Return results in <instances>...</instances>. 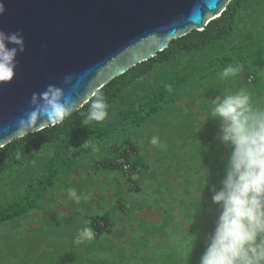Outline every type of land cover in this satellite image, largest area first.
<instances>
[{
    "label": "rangeland",
    "instance_id": "1",
    "mask_svg": "<svg viewBox=\"0 0 264 264\" xmlns=\"http://www.w3.org/2000/svg\"><path fill=\"white\" fill-rule=\"evenodd\" d=\"M246 10L239 15L234 37L227 42L223 51H227L233 44L244 41L238 47L237 55L247 57L249 50L245 46L249 45L248 47L251 48L250 45L254 43L252 42L254 39H258L257 44H264V0H254ZM222 59L223 57H220L217 62ZM217 62L215 61V64ZM247 72L241 67L234 80L218 76L219 78L215 80L216 87H210V85L215 86L213 80H210L209 84L205 78L201 86L195 84V88L181 102L164 106L160 116H157L158 113L151 116L142 129L125 126L120 134L115 135L117 132L113 134L115 136L110 141L95 144L96 151L88 155L82 154L75 161L71 153L72 148L68 152L59 153V159L55 160L51 159L52 151H41L33 164L24 161L18 175L11 172L2 176L0 215L7 212L9 206L19 203L18 199L24 195L27 187L33 186L37 189L38 184L34 183L42 174H44L43 180L46 179L48 175L46 170L49 169L46 165L51 160L59 171V178L53 185L54 190L51 189L53 193L49 192V195L45 196L48 198L51 193L55 196L59 193L66 198L58 199L53 206H46L43 203L44 196L43 202L41 201L39 205L40 208L42 207L41 212H32L25 216L26 219L18 218L4 222L0 226V264H146L147 257L167 255L170 249L176 246L182 250L183 233H185V241L186 237H189L183 230L190 225L184 221V217L180 216L178 211H175L171 201H177L179 204L183 202L182 207H185V196H199L187 192L189 187L185 184V180L188 183L186 171L195 164L192 161L197 152L198 154L208 153L206 156L211 158L215 156V152L211 155L209 151L219 140V134L216 131L220 128V123L211 115L212 102L219 97L218 91L221 97L229 92L235 93L236 89L249 92L250 85L256 86L257 83L254 84V79L250 80V78L247 81L248 84L246 83ZM254 74L260 84L264 82V69H257ZM239 82H242L241 86H238ZM190 99H193L192 106H189ZM207 113L209 121L206 122L204 117H207ZM211 129H215V132H211ZM153 136L159 137L165 149L150 144ZM127 140L135 143L139 151V155H132L128 161L137 167L139 165L147 167V170L142 169L138 175L132 177L139 191L129 192L127 182L122 179L116 169L96 165L100 162L114 161L116 152L113 153L112 149L120 147L122 142ZM187 149L189 151L186 154H189L191 160L188 167L185 164ZM196 161L195 166L199 169L198 159ZM190 186L198 187V184L194 181ZM69 188H74L78 194L90 193L92 198L82 199L77 204L68 196ZM35 194H32L33 197L29 202L33 200ZM118 202L128 207L123 210L124 213L120 211ZM168 208L175 211L174 216L171 217L169 212L168 221L161 226L159 224L164 221V211ZM51 209L53 213L60 209H68L73 215L86 219L108 212V218L114 224L112 235L103 234L98 240L84 241L81 245H76L74 240L77 232L75 234L70 230L71 224L68 218L63 219L58 215L57 220L53 219L48 214ZM37 213L39 215L35 220L33 217ZM124 218L127 220L124 221ZM48 220L47 228L44 232H39V228H42ZM170 223L176 227L173 237H171L173 232L170 233ZM28 225L33 228L27 229ZM148 226L151 229L155 227L153 231L167 226V237L162 240L158 235L144 238L145 234L142 233ZM83 227L85 224L80 229ZM154 263L158 264V261L152 259L150 264Z\"/></svg>",
    "mask_w": 264,
    "mask_h": 264
},
{
    "label": "trees",
    "instance_id": "2",
    "mask_svg": "<svg viewBox=\"0 0 264 264\" xmlns=\"http://www.w3.org/2000/svg\"><path fill=\"white\" fill-rule=\"evenodd\" d=\"M252 2L254 0H232L220 17L208 23L203 31H192L184 37L173 40L168 48L158 53L156 57L133 67L103 87L100 91L109 104V114L104 121L89 122L87 126L82 124L84 117L81 113L86 114L88 112L91 99L81 109L71 114L58 125L17 139L0 149V179L11 172L18 175L24 161L33 164L41 151H52L53 157L51 159L55 160L59 159V153L68 152L72 148L71 153L73 161H75L82 154H90L93 151L92 144L110 141L113 136L120 134L125 126L137 130L142 129L151 116L157 113V116H160L164 106L181 102L195 88V84H200L201 86V82L205 78H207L209 84L211 83L210 80H213L215 86L210 85V87H216L217 83L215 80L219 76L218 74L222 73L224 68L230 64H236L248 71L246 83L248 84L249 78L254 79V84L257 83L256 86L250 85L249 87L251 103L255 108H264V82L260 84L254 74L257 69H264V44H257L258 39H254L252 41L254 43L250 45L251 48L248 47L249 45L245 46L249 50V53L246 54L247 57L241 56V54L237 55L239 54L238 47L244 41L233 44L227 51H223L227 42L234 37V29L239 15L243 10L247 11L246 9ZM220 57H223V59L217 62ZM215 61L217 62L216 64ZM236 77L224 79L234 80ZM242 82H239L238 86H241ZM169 86L172 91H168ZM237 91L236 89L235 92ZM218 93L219 97L222 98L219 91ZM188 101L191 103L189 106H192L193 99ZM184 104L187 103L185 102ZM204 121H209L208 113L207 117H204ZM205 129L208 130V128ZM211 132L214 133L215 129H211ZM216 132L219 134L220 128ZM88 140L90 143L85 146L84 144ZM112 150L113 153L116 152L114 161H108V163L100 162L96 165L101 167L109 166L112 170L116 169L121 174L122 179L127 182L129 192L139 191L140 189L132 180V177L138 175L142 169L147 170V167L139 165V168L128 161L132 155H139L135 143L127 140L122 142L120 147ZM17 151L21 153L19 160L15 158ZM188 151L187 149L185 152L187 158L186 167L191 162L189 154H186ZM229 151L230 149L218 140L215 143V147H211L209 151L211 155L212 152H215L214 157L206 156L208 153L198 154V152L194 156L195 158H193L192 162H195V164L186 171L188 183L185 180V184L189 187L187 192L198 194L199 196H185V207H182L183 202L179 204L177 201H171L175 211H178L179 215L184 217V221L190 225L189 228L183 230L189 237H186L185 241V233H183L184 247L182 250L176 246L171 248L167 255L156 256L158 258L155 256L154 258L147 257L146 264H150L152 259H156L158 264H199L200 258L207 247V238L214 231L215 222L219 215V208L212 201L213 188L219 190L221 187L220 182L224 176ZM197 159L199 161L198 165H200L199 169L195 166ZM52 160L46 165L49 168L46 170L48 173L45 177L46 179L43 180L44 174H42L34 183L38 184L37 189H34L33 186L26 188L24 195L18 199L19 203L15 206H9V210L0 215V226L6 221L18 219L32 213L38 208L44 196L46 194L49 195V190L59 178V171L55 168L56 165ZM117 161L119 163H116ZM125 164L129 165L128 171L123 169ZM194 181H196L198 187L190 186ZM32 194H35V196L29 202L31 197H33ZM118 205L122 213H124L123 210L128 209V207L122 206L119 202ZM175 211L172 208L165 210L164 221L159 225L163 226L168 221V213L170 212L171 217H173V212ZM104 214L87 218L88 222H90L87 226L92 227L96 232L95 238H100L103 234L112 235L114 224L108 218V212ZM111 223L113 226L110 225ZM166 227H159V230L153 231L155 227L151 229L148 226L145 231L143 230L144 233L142 234H145L144 238L158 235L159 239L162 240L167 237ZM169 227L170 233L173 232L171 234V237H173L176 227L173 223H170Z\"/></svg>",
    "mask_w": 264,
    "mask_h": 264
},
{
    "label": "water",
    "instance_id": "3",
    "mask_svg": "<svg viewBox=\"0 0 264 264\" xmlns=\"http://www.w3.org/2000/svg\"><path fill=\"white\" fill-rule=\"evenodd\" d=\"M231 1L0 0V31L22 33L25 46L13 81L0 84V149L27 136L17 127L32 110L33 93L61 88L73 114L173 40L203 31Z\"/></svg>",
    "mask_w": 264,
    "mask_h": 264
},
{
    "label": "clouds",
    "instance_id": "4",
    "mask_svg": "<svg viewBox=\"0 0 264 264\" xmlns=\"http://www.w3.org/2000/svg\"><path fill=\"white\" fill-rule=\"evenodd\" d=\"M5 11L0 4V15ZM13 45V47H9ZM25 51L22 33L0 31V84L13 81L16 75L17 56ZM240 71L230 64L218 75L235 77ZM168 91H172L169 86ZM32 110L19 121V134H35L41 131V121L56 125L73 111L61 88L48 85L41 93L31 96ZM211 115L220 123L219 140L230 151L219 190L213 188L212 201L219 208L214 231L208 236L207 247L199 264H264V108H255L250 93L241 89L226 93L213 102ZM109 104L101 91H96L88 112L81 113L82 124L102 122L108 117ZM89 140L84 144L89 145ZM150 144L165 149L158 136ZM96 151L95 144L91 145ZM19 160L21 153L17 151ZM68 196L77 204L92 198L90 193L78 194L74 188L67 189ZM80 229L74 240L76 245L93 241L95 230L87 226Z\"/></svg>",
    "mask_w": 264,
    "mask_h": 264
},
{
    "label": "crops",
    "instance_id": "5",
    "mask_svg": "<svg viewBox=\"0 0 264 264\" xmlns=\"http://www.w3.org/2000/svg\"><path fill=\"white\" fill-rule=\"evenodd\" d=\"M51 189H53L54 190V187H52ZM49 190V192L51 191L52 193H53V191L52 190ZM52 193H51V196L50 197H46L42 202L44 203V205H46V206H53L54 204H56L57 203V200L58 199H63V198H66V196H64V195H61V194H56V196L53 194L52 195ZM101 198V197H100ZM40 204H41V202H40ZM39 204V205H40ZM39 205H38V208H36L33 212H41L42 211V207L40 208L39 207ZM121 210H123V208H121ZM143 210V209H142ZM30 214V213H29ZM29 214H26V215H24V216H22L21 218H25L26 219V217L25 216H27V215H29ZM48 214L50 215V216H52V218L53 219H55V220H57V218H58V215H60L61 216V218H65V217H67L68 218V222L71 224V231H72V233H75L76 234V232H78L77 230H79L80 229V227H82V226H84V221H88V219H86V218H80V217H78V216H76V215H73L72 214V212L70 211V210H68V209H60V210H58L57 212H55V213H53V209H51L49 212H48ZM39 215V213H37L36 215H34V217H33V219H37V216ZM105 215V214H104ZM28 219V218H27ZM127 220V218H124V221H126ZM33 223H36V222H34L33 221ZM48 224H49V220L43 225V227L42 228H39V232H44V230L47 228V226H48ZM110 225H112V223L110 224ZM113 226V225H112ZM30 227H32L31 225H28V227H27V229L28 228H30ZM33 228V227H32ZM27 231V230H26ZM110 231V230H109ZM112 233V232H111ZM96 240H98L99 238H95Z\"/></svg>",
    "mask_w": 264,
    "mask_h": 264
},
{
    "label": "built area",
    "instance_id": "6",
    "mask_svg": "<svg viewBox=\"0 0 264 264\" xmlns=\"http://www.w3.org/2000/svg\"><path fill=\"white\" fill-rule=\"evenodd\" d=\"M250 80H252V78H250ZM123 169L126 170V171H128V170H129V165H126V164H125V165L123 166Z\"/></svg>",
    "mask_w": 264,
    "mask_h": 264
}]
</instances>
